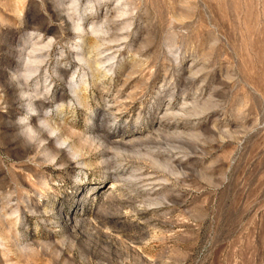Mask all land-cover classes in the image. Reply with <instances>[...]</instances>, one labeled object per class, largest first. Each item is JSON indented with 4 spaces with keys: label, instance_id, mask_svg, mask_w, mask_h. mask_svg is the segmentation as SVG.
Wrapping results in <instances>:
<instances>
[{
    "label": "rangeland",
    "instance_id": "374dc122",
    "mask_svg": "<svg viewBox=\"0 0 264 264\" xmlns=\"http://www.w3.org/2000/svg\"><path fill=\"white\" fill-rule=\"evenodd\" d=\"M0 264H264V0H0Z\"/></svg>",
    "mask_w": 264,
    "mask_h": 264
}]
</instances>
